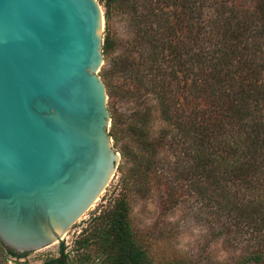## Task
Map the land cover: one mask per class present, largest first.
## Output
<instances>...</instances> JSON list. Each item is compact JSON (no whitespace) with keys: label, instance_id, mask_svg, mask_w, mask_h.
I'll use <instances>...</instances> for the list:
<instances>
[{"label":"trees","instance_id":"trees-1","mask_svg":"<svg viewBox=\"0 0 264 264\" xmlns=\"http://www.w3.org/2000/svg\"><path fill=\"white\" fill-rule=\"evenodd\" d=\"M105 1L106 23L113 12L126 17L129 35L101 72L110 104H135L128 116L109 110L123 190L162 192L164 208L182 194L194 198L210 226L239 246L231 264H264V0ZM115 48L107 34L103 56ZM125 194L77 244L92 240L103 264H156L135 237ZM64 250L42 264H68ZM0 252V264L28 254L1 241Z\"/></svg>","mask_w":264,"mask_h":264},{"label":"water","instance_id":"water-1","mask_svg":"<svg viewBox=\"0 0 264 264\" xmlns=\"http://www.w3.org/2000/svg\"><path fill=\"white\" fill-rule=\"evenodd\" d=\"M96 0H0V241L24 254L63 240L120 156Z\"/></svg>","mask_w":264,"mask_h":264},{"label":"rangeland","instance_id":"rangeland-1","mask_svg":"<svg viewBox=\"0 0 264 264\" xmlns=\"http://www.w3.org/2000/svg\"><path fill=\"white\" fill-rule=\"evenodd\" d=\"M96 1L103 16L102 37L104 38L108 34L116 42L115 50L111 54L103 56V63L98 73L102 79L101 72L111 69L113 59L127 47L129 35L126 17L113 12L109 22L106 23L107 3L105 0ZM108 106L110 108L108 110L124 116H128L135 108L133 101H121L118 98L111 101V104L108 98ZM127 141L128 139L124 138L120 145ZM112 145L120 156L117 169L89 211L68 230L59 243L28 253L20 260L7 257L6 264H42L59 257L61 245L65 248L64 253L68 255V264H81L85 255L90 257L85 264H103L97 245L92 240L84 248H80L77 243L79 240L89 237L90 231L96 225L95 218L112 205L115 199L126 193L123 190V177L118 169L121 164L120 146L114 145L113 139ZM176 187L180 186L174 185L175 189ZM161 193L152 192L142 196L135 192V188L129 189V192L126 193L131 200V227L135 237L139 239L137 241L145 247L154 263L161 264L165 261L178 260L191 261L195 264H231L235 249H238L239 246L235 247L230 244L228 240L218 234L214 227L210 226L209 222L201 215L198 202L194 201V198L190 199L187 195L182 194V196H178L179 203L177 205L171 203L165 209L160 203L161 200L168 197ZM177 194L178 192L176 196Z\"/></svg>","mask_w":264,"mask_h":264}]
</instances>
